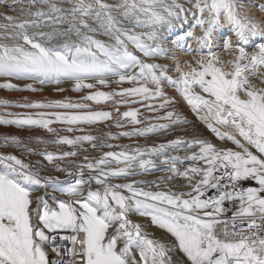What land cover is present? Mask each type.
<instances>
[{
    "label": "snow or ice",
    "instance_id": "obj_1",
    "mask_svg": "<svg viewBox=\"0 0 264 264\" xmlns=\"http://www.w3.org/2000/svg\"><path fill=\"white\" fill-rule=\"evenodd\" d=\"M189 22L171 42L191 54L181 61L165 34ZM225 28L231 35L218 45ZM253 38L260 42L249 51ZM162 57L173 65L154 62ZM0 78V91L54 84L64 92L59 85L70 82L83 93L75 100L0 97V125L52 136L36 138L43 149L16 135L0 144L74 176L64 184L0 152V264H264V0H27L19 15L0 12ZM21 80L32 83L14 82ZM166 86L224 143L176 133L189 120ZM108 102V110L93 107ZM99 124L131 127L92 134ZM154 133L175 138L106 142ZM153 171L167 175L134 178ZM177 178L182 183H170Z\"/></svg>",
    "mask_w": 264,
    "mask_h": 264
},
{
    "label": "rangeland",
    "instance_id": "obj_2",
    "mask_svg": "<svg viewBox=\"0 0 264 264\" xmlns=\"http://www.w3.org/2000/svg\"><path fill=\"white\" fill-rule=\"evenodd\" d=\"M6 1V0H5ZM3 0V2H5ZM14 2V0H12ZM0 12H5V13H9V14H13V15H19L20 9L22 7H27V0H23L22 3H15V5L13 6V9L7 10L3 4L0 2ZM18 10V11H17ZM257 15H259V13H257ZM190 23H185L182 26H177L174 29L170 30L169 32H167L165 34L166 37H170L171 35H173L174 33L176 35H184L185 32H187L189 30L190 27ZM139 31V29H138ZM231 35L230 31L225 28L222 29L220 31V34L217 38V44L218 45H222L223 39L227 36ZM97 38L100 39H107L106 37H102V36H97ZM233 39H235V37H233ZM260 42L259 38H253V40H250L248 42L247 45H245V48L249 51L255 50V46L256 44H258ZM131 47V46H130ZM171 47V46H170ZM185 58L189 59V56L191 54L185 53ZM222 56L226 57V53H222ZM169 58H160L158 60H155L154 62H159V63H167L170 66L173 64H170L169 62ZM170 74H173L170 72ZM3 79V78H0ZM16 83H19L21 85L25 84V83H32V81H14ZM37 87H40V85H36ZM125 87L129 86L127 84L124 85ZM43 91L40 92H30V91H19V92H9V91H0V97H8V98H12L14 100L17 101H21L23 97H27L28 101H39V100H56V99H63L65 97H70L73 100L77 99L80 95H82L83 93H78L72 90L71 88V84L70 82H64L61 85H59V87H62L65 89L64 92H57L55 91V88L58 87L57 85L54 84H46L43 85ZM107 90V89H105ZM166 91L169 93V95H176L177 97V104H176V110L179 111L182 115L186 116L189 120V124L188 125H182L179 128L176 129V133H178L179 135H183L185 136L187 139H192L195 137H203V138H207L210 140H213L214 142H220V143H224L222 141H216L215 140V136L213 133H211V131L201 122L197 119L195 113L193 114V112L191 111L190 106H188L186 104V102H184L177 93H175L174 89H172L169 86H166ZM94 108H101L104 110H108L112 107V103L108 102L107 104H101V105H93ZM127 106H120V110L121 112H123L124 110H126ZM184 109V110H183ZM11 111H35L33 109H20V108H12L10 109ZM187 111V112H185ZM141 112H144V109L141 108ZM190 113V114H188ZM147 115V114H146ZM162 115V113H161ZM196 117V118H195ZM193 120V121H192ZM195 122V123H194ZM56 127H59L58 125H55ZM131 126H128V128L126 129H117L114 125H112L111 127L108 126L107 124H99L96 125L94 127H92L90 129V131L92 132V134L97 135V136H105L107 133L111 132V133H117L118 131H122V130H128L130 129ZM203 127V128H202ZM202 128V129H200ZM184 129H187L188 131L185 132ZM63 134H68V133H63ZM79 134V133H77ZM9 135H16L19 136L25 143H28V145L30 147H34L37 149H43L44 145L42 144H37L36 143V138L37 137H44L45 139H52L51 134L46 133L44 130L42 129H30V128H17L15 125H0V138L4 137V136H9ZM71 135V134H69ZM175 138L173 134H160V133H154L149 137H140V138H132L131 140L127 137H120L116 140H107V143L110 144H129L132 143L133 141H138L140 144H144L146 142H153V143H161L164 142L165 138ZM229 146H232L229 143ZM49 150H69L67 146H58L55 144H49L48 146ZM85 147H87V145H85ZM108 150H116L118 151V148L115 149H108L105 148L104 151H108ZM0 152H14L16 155L20 156L22 159L25 160V162H31L33 165L40 167L41 168V174L42 175H53V176H57L59 177L60 181L64 184L70 183L74 180V176H69L66 172H62V171H56L55 170V165H50L47 164L46 161H43V158L41 156L37 155H29L25 152H22V150L20 149H16L14 147H5L3 144H0ZM88 154L90 156H97L99 153L98 152H93L91 150H89ZM181 155L183 153H180ZM82 156L83 153H81L80 155H78L75 159L76 163H80L82 160ZM38 161H43V163L41 164H37ZM73 171L75 172V169L73 168ZM161 171H153L151 174L147 175V176H137L134 177L135 179H147V180H154L157 177H160L162 175H167V173L165 172H161ZM159 173V174H158ZM155 174V175H153ZM142 177V178H141ZM126 182V181H125ZM168 183V182H165ZM171 184H179L182 183V181L177 178L174 179L170 182ZM244 186H254V182L251 181H246L244 182ZM51 190H49L50 192ZM36 194H43V190H40L38 193ZM132 219L134 221H140L143 222L146 226H149V231L151 233H153L156 237H164L167 240H171L172 237L170 235H166L165 233H163L162 230L155 228L154 226H150V222L145 219V218H140L138 216H133ZM176 260H183V254L180 253L179 251H177L175 253V257Z\"/></svg>",
    "mask_w": 264,
    "mask_h": 264
},
{
    "label": "bare ground",
    "instance_id": "obj_3",
    "mask_svg": "<svg viewBox=\"0 0 264 264\" xmlns=\"http://www.w3.org/2000/svg\"><path fill=\"white\" fill-rule=\"evenodd\" d=\"M5 1V0H4ZM2 4H3V6L7 9V10H10V9H13V6L15 5V3L12 1V0H6L5 2H1ZM5 4H7V5H12V7H7V6H5ZM1 5V4H0ZM1 9V8H0ZM18 11V10H17ZM179 36H182V35H179ZM178 35H176L175 33L173 34V35H171L170 37H166V40L168 41V44H169V46H171L172 48H173V50L175 51V54H176V57L179 59V60H181V61H183V60H187L186 58H185V53H183V52H180V51H178V50H175L174 49V46H172L171 45V42L172 41H174V40H176L178 37H179ZM223 53V51H221V54ZM189 59H190V56H189ZM170 64H173L174 62L169 58V61H168ZM184 110V109H183ZM185 112H187V111H185ZM188 114H190V113H188ZM194 114V113H193ZM196 118V117H195ZM193 121V120H192ZM195 123V122H194ZM186 126V125H185ZM203 128V127H202ZM202 128H200V129H202ZM217 144H222V143H220V142H216ZM161 173V172H160ZM159 174V173H158ZM153 175H155V174H153ZM145 177V176H144ZM142 178V177H141ZM174 184V183H173Z\"/></svg>",
    "mask_w": 264,
    "mask_h": 264
}]
</instances>
